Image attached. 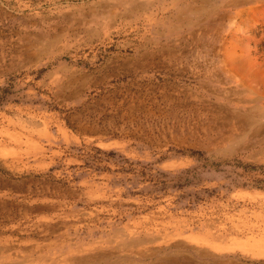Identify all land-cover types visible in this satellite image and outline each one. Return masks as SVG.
I'll list each match as a JSON object with an SVG mask.
<instances>
[{
    "label": "rangeland",
    "instance_id": "374dc122",
    "mask_svg": "<svg viewBox=\"0 0 264 264\" xmlns=\"http://www.w3.org/2000/svg\"><path fill=\"white\" fill-rule=\"evenodd\" d=\"M0 264H264V0H0Z\"/></svg>",
    "mask_w": 264,
    "mask_h": 264
},
{
    "label": "bare ground",
    "instance_id": "6f19581e",
    "mask_svg": "<svg viewBox=\"0 0 264 264\" xmlns=\"http://www.w3.org/2000/svg\"><path fill=\"white\" fill-rule=\"evenodd\" d=\"M93 18V15H90V18L88 17H77V16H74L72 14L70 15H59L58 17V21L62 24V28H63V25L65 26V30H69V29H72V27L74 26V24H76V22L79 20L80 24H84L86 20H89V19H92ZM73 30V29H72ZM76 32H74L73 34H75ZM67 34V33H66ZM64 36H65V32L64 31H61L59 33H57V35L53 38L54 41H63L64 40ZM74 36V35H73ZM107 36V35H106ZM103 37V36H102ZM108 40V39H107ZM40 44V43H38ZM47 46H46V43L43 42L39 45V47L37 49V51H33L32 53L34 55H38L39 53L41 54V52H44L46 50ZM231 245L229 244H224L222 246L220 245H217L215 246L216 249L218 250H225V249H231Z\"/></svg>",
    "mask_w": 264,
    "mask_h": 264
}]
</instances>
